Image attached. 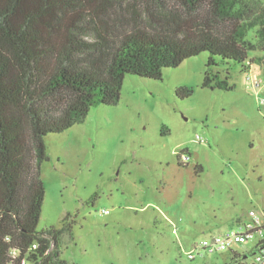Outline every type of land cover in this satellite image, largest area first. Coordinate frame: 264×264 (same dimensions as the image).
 Returning a JSON list of instances; mask_svg holds the SVG:
<instances>
[{
    "label": "rangeland",
    "instance_id": "obj_1",
    "mask_svg": "<svg viewBox=\"0 0 264 264\" xmlns=\"http://www.w3.org/2000/svg\"><path fill=\"white\" fill-rule=\"evenodd\" d=\"M91 28L87 41L96 38ZM257 55L264 52L250 53ZM210 56L164 68L161 79L128 73L120 102L46 135L38 230L66 224L58 243L64 262L233 263L230 251L201 256L196 247L237 228L250 210L264 211V64L212 67L235 85L212 89L203 85ZM179 88L192 92L183 98Z\"/></svg>",
    "mask_w": 264,
    "mask_h": 264
},
{
    "label": "trees",
    "instance_id": "obj_2",
    "mask_svg": "<svg viewBox=\"0 0 264 264\" xmlns=\"http://www.w3.org/2000/svg\"><path fill=\"white\" fill-rule=\"evenodd\" d=\"M206 51L212 89L235 88L212 67L264 64L250 57L264 52L263 1L0 0V264H67L58 248L66 224L38 230L46 135L120 102L126 74L161 79Z\"/></svg>",
    "mask_w": 264,
    "mask_h": 264
},
{
    "label": "built area",
    "instance_id": "obj_3",
    "mask_svg": "<svg viewBox=\"0 0 264 264\" xmlns=\"http://www.w3.org/2000/svg\"><path fill=\"white\" fill-rule=\"evenodd\" d=\"M248 78L259 84L256 76L253 78L249 76ZM262 103H264V100ZM107 213H109L108 209L102 211V214ZM236 227L226 232H217L209 239H204L197 245V253L203 256L206 251L213 253L224 250L232 253V264H264V211L250 210L247 219L243 222L239 221ZM248 242H253V246L245 253L233 249L236 243L244 244ZM33 248H37V244H34ZM17 255V252L14 251L13 258ZM189 257L194 259L195 254L191 252ZM21 264H31V262L24 258Z\"/></svg>",
    "mask_w": 264,
    "mask_h": 264
}]
</instances>
